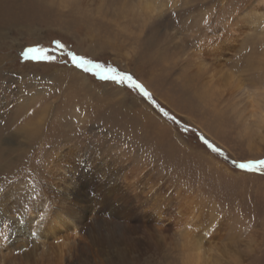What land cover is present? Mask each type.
Here are the masks:
<instances>
[{
	"label": "rangeland",
	"instance_id": "1",
	"mask_svg": "<svg viewBox=\"0 0 264 264\" xmlns=\"http://www.w3.org/2000/svg\"><path fill=\"white\" fill-rule=\"evenodd\" d=\"M8 1L0 264H264V0Z\"/></svg>",
	"mask_w": 264,
	"mask_h": 264
},
{
	"label": "snow or ice",
	"instance_id": "2",
	"mask_svg": "<svg viewBox=\"0 0 264 264\" xmlns=\"http://www.w3.org/2000/svg\"><path fill=\"white\" fill-rule=\"evenodd\" d=\"M63 47V45H58ZM71 55V60L74 67L81 69L84 72H89L95 77H98L102 81H110L119 85L127 86L128 88L139 91L144 97L151 99L150 94L145 90L143 85L138 83L132 75L127 73H121L115 68H106L104 64L94 63L91 60H87L83 57H78L74 54ZM26 57H30L32 60L51 62L55 60V56L45 48H28L25 52ZM207 143V141H205ZM215 151V149H213ZM239 167L246 171H258L264 173V161H259L251 164H240Z\"/></svg>",
	"mask_w": 264,
	"mask_h": 264
},
{
	"label": "trees",
	"instance_id": "3",
	"mask_svg": "<svg viewBox=\"0 0 264 264\" xmlns=\"http://www.w3.org/2000/svg\"><path fill=\"white\" fill-rule=\"evenodd\" d=\"M106 68H108V67H106ZM146 99H148V98H146ZM148 101L165 119H167L173 125H175L177 127L184 126L181 119H179L176 115H174L168 108L164 107L163 105L158 104L155 100L150 101V99H148ZM187 132H192L196 135L198 134L190 128H187ZM197 136L205 143L204 139L200 135H197ZM205 144L208 146L207 143H205Z\"/></svg>",
	"mask_w": 264,
	"mask_h": 264
},
{
	"label": "bare ground",
	"instance_id": "4",
	"mask_svg": "<svg viewBox=\"0 0 264 264\" xmlns=\"http://www.w3.org/2000/svg\"><path fill=\"white\" fill-rule=\"evenodd\" d=\"M4 0H0V19H2V18H5V20H8V21H12V20H14L15 19V15L11 12V9H10V7H9V9L6 11V12H3L1 9L4 7V6H6L8 3H9V1L7 0V4H3V5H1V3L3 2ZM4 3V2H3ZM6 3V2H5ZM2 21H4V20H2ZM8 23V22H7ZM6 23V24H7ZM4 25L5 23H1L0 25ZM115 179V178H114ZM117 180V179H116ZM116 183V182H115ZM116 185V184H115ZM133 185V184H132ZM116 190V189H115ZM155 214V213H154ZM23 232L22 231H17V232H13L12 234H11V236L13 237V238H17V237H20V236H22L21 234H22ZM15 243V242H14Z\"/></svg>",
	"mask_w": 264,
	"mask_h": 264
}]
</instances>
